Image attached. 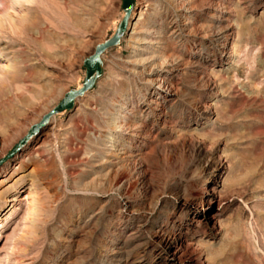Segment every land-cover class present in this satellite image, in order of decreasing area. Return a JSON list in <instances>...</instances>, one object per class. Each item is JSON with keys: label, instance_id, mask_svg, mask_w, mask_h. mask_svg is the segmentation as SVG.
Masks as SVG:
<instances>
[{"label": "rangeland", "instance_id": "obj_1", "mask_svg": "<svg viewBox=\"0 0 264 264\" xmlns=\"http://www.w3.org/2000/svg\"><path fill=\"white\" fill-rule=\"evenodd\" d=\"M123 18L0 0V160ZM103 60L0 164V264H264V0H135Z\"/></svg>", "mask_w": 264, "mask_h": 264}, {"label": "water", "instance_id": "obj_2", "mask_svg": "<svg viewBox=\"0 0 264 264\" xmlns=\"http://www.w3.org/2000/svg\"><path fill=\"white\" fill-rule=\"evenodd\" d=\"M134 9H135V0H123V10L126 12L127 18L132 17ZM122 25L123 24L119 25L118 29L110 38H108L104 42L97 44L94 52L84 59L86 76L82 83V86L80 88H72L68 92H66L64 97L60 100V102L44 116L43 120L38 124V130L36 132H39V130H41L44 126H46L50 122V119L53 116L62 113L64 111L73 110L76 107L77 99L84 96L89 90L94 88L97 81L103 75L104 72V60H103L104 53L108 49L119 45L125 33L128 31L129 26L128 28H126ZM26 143L27 142L21 143L19 147H17V149L12 150L8 154L6 159L10 158L15 153L20 151L21 148ZM5 160H1L0 164Z\"/></svg>", "mask_w": 264, "mask_h": 264}, {"label": "bare ground", "instance_id": "obj_3", "mask_svg": "<svg viewBox=\"0 0 264 264\" xmlns=\"http://www.w3.org/2000/svg\"><path fill=\"white\" fill-rule=\"evenodd\" d=\"M130 21H131V18L129 17V18H127V16H126V12L124 11V18H123V20L121 21V23L120 24H123L122 26H124V27H126V28H128V26L130 25ZM119 24V25H120ZM119 27V26H118ZM118 29V28H117ZM80 88V87H79ZM44 118V117H43ZM43 120V119H42ZM39 124V123H38ZM38 124H36V125H34L31 129H30V131H29V133L23 138V139H21L15 146H14V148L12 149V150H14V149H17V147H19V145L21 144V143H24V142H29L34 136H36L41 130H39V132H36L37 130H38ZM36 132V133H35ZM11 150V151H12ZM10 151V152H11ZM8 156V155H7ZM7 156L4 158V159H2V160H5L6 158H7ZM1 161V160H0ZM35 204V203H34ZM33 205V204H32ZM36 205V204H35ZM34 206V205H33Z\"/></svg>", "mask_w": 264, "mask_h": 264}]
</instances>
